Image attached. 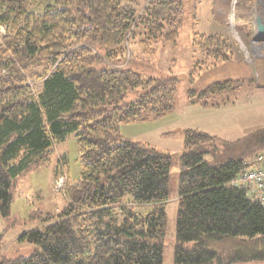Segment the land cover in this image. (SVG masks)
<instances>
[{
    "label": "trees",
    "instance_id": "obj_1",
    "mask_svg": "<svg viewBox=\"0 0 264 264\" xmlns=\"http://www.w3.org/2000/svg\"><path fill=\"white\" fill-rule=\"evenodd\" d=\"M182 16V0H0L2 216L9 215L17 181L49 162L54 146L71 135L81 165L79 180L65 187L66 206L19 238L33 253L0 264H163L171 157L123 139L119 128L175 110L176 79H143L125 63L135 36L142 44H175ZM199 38L201 52L212 59L204 61L208 69L231 61L222 35ZM242 84L189 90L187 101L208 107L211 97L234 94ZM137 90L140 95L125 102ZM217 141L184 132L174 264H229L233 259L221 245L246 242L243 237L264 245V206L230 185L255 167L264 127L223 142V150ZM209 154L216 165L205 162ZM147 207L150 212H137Z\"/></svg>",
    "mask_w": 264,
    "mask_h": 264
},
{
    "label": "rangeland",
    "instance_id": "obj_2",
    "mask_svg": "<svg viewBox=\"0 0 264 264\" xmlns=\"http://www.w3.org/2000/svg\"><path fill=\"white\" fill-rule=\"evenodd\" d=\"M182 1L183 16L177 42L162 44L150 40L142 44V37L135 36L127 43L125 63L143 79H176L175 110L159 119L122 124L119 128L123 139L167 152L171 157L168 201L163 206L166 214L163 264H174L179 160L184 132L196 130L216 137V148L223 150V142H237L264 127V31L260 25L264 0ZM4 34L5 28L0 27V37ZM215 34L226 39L232 59L221 67L208 69L206 63H211L212 59L207 60L209 55L206 57L207 53L201 52L199 36ZM240 80L243 84L239 91L211 97L208 101L211 106L187 103L189 90L201 92L215 83ZM140 92L129 93L125 102H130ZM198 105L202 107L200 112L188 108ZM204 160L216 165L212 154L206 155ZM80 172L78 144L71 135L54 146V157L49 162L17 181L12 190L9 215L4 217L0 212V259L28 257L33 253L34 247L19 238L39 228L46 214H57L66 206L65 187L68 183L75 184ZM150 210V207L138 208L137 212L145 214ZM241 239L246 242L231 241L220 247L233 259L229 264H264L263 243L255 241L256 238Z\"/></svg>",
    "mask_w": 264,
    "mask_h": 264
},
{
    "label": "built area",
    "instance_id": "obj_3",
    "mask_svg": "<svg viewBox=\"0 0 264 264\" xmlns=\"http://www.w3.org/2000/svg\"><path fill=\"white\" fill-rule=\"evenodd\" d=\"M254 164L255 167L239 173L230 185L235 188L247 189L248 196L264 206V152L256 157Z\"/></svg>",
    "mask_w": 264,
    "mask_h": 264
},
{
    "label": "water",
    "instance_id": "obj_4",
    "mask_svg": "<svg viewBox=\"0 0 264 264\" xmlns=\"http://www.w3.org/2000/svg\"><path fill=\"white\" fill-rule=\"evenodd\" d=\"M260 17H261V19H260V21H261V23H260L261 29L264 31V13H262Z\"/></svg>",
    "mask_w": 264,
    "mask_h": 264
},
{
    "label": "crops",
    "instance_id": "obj_5",
    "mask_svg": "<svg viewBox=\"0 0 264 264\" xmlns=\"http://www.w3.org/2000/svg\"><path fill=\"white\" fill-rule=\"evenodd\" d=\"M187 103L189 104V102L187 101ZM188 108H195V110H197L198 112H200L202 109V107L200 105H198V107H188Z\"/></svg>",
    "mask_w": 264,
    "mask_h": 264
}]
</instances>
